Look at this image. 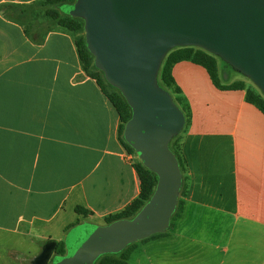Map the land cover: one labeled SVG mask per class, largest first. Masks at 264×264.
Listing matches in <instances>:
<instances>
[{
  "label": "crops",
  "instance_id": "0c3cea01",
  "mask_svg": "<svg viewBox=\"0 0 264 264\" xmlns=\"http://www.w3.org/2000/svg\"><path fill=\"white\" fill-rule=\"evenodd\" d=\"M38 1L0 0V264H34L47 241L89 219L105 225L140 191L79 32L26 25ZM172 76L189 109L177 134L182 191L168 228L140 240L138 262L264 264V114L189 60Z\"/></svg>",
  "mask_w": 264,
  "mask_h": 264
},
{
  "label": "water",
  "instance_id": "95a60500",
  "mask_svg": "<svg viewBox=\"0 0 264 264\" xmlns=\"http://www.w3.org/2000/svg\"><path fill=\"white\" fill-rule=\"evenodd\" d=\"M63 12L83 20L94 65L132 110L123 137L142 164L157 175L153 194L131 219L78 224L54 255L47 241L34 264H94L102 254L163 232L181 187V171L169 141L185 116L157 82L165 54L197 46L248 77L264 95V0H74Z\"/></svg>",
  "mask_w": 264,
  "mask_h": 264
},
{
  "label": "trees",
  "instance_id": "16d2710c",
  "mask_svg": "<svg viewBox=\"0 0 264 264\" xmlns=\"http://www.w3.org/2000/svg\"><path fill=\"white\" fill-rule=\"evenodd\" d=\"M42 1L50 5H53L57 8V10H54L52 17L58 26H61L70 31H78L80 29L83 30V20L81 18L72 17L66 14L65 12H63L62 10V8L65 5L73 3L74 0H42ZM75 45L84 71L90 77L95 78L97 80L104 94L109 99V101L111 102V104L113 105L114 109L116 110L119 116L120 124H119L118 132L124 148L129 154H136L133 148L126 143L123 137L124 126L132 115V110L130 106L126 102L125 98L122 96L121 92L117 88L110 85L105 80L103 73L95 67L94 57L86 47L84 35L78 37L75 40ZM183 60H189L194 64H198L204 67L207 73L209 74L213 84L219 89L245 90V100L255 105L264 114V95L262 94L261 91H255L252 88L246 87L245 83L241 81H233L229 84H221L217 78L216 56L197 46H183V47H175L173 49H170L165 54L158 71L157 82L162 88H164L170 93L175 104L183 112L185 116V123H187V121L189 120V109L187 104L184 102L183 98L180 96V89L178 88V86H176L172 76L173 65ZM171 150L175 154L181 170L182 163L179 152L176 153L175 151H173V149ZM134 168L136 170V173L140 181L139 194L123 210H121L116 214L107 216L104 220L106 224H110L114 221L121 219L133 218L135 214L144 206V204L150 199L151 195L153 194L157 182V175L153 171L146 168L140 160L134 162ZM181 191H182V187L180 188L179 193ZM75 211L78 213H85L84 212L85 210L79 206L75 208ZM156 234H160V233H156ZM156 234H153L149 237L155 236ZM134 244L135 242L129 244L128 246H126L124 249H122L117 253L102 254L94 261V264H128L127 260L130 249L129 247L133 246ZM64 246H65L64 241L56 242L57 255L65 254L63 250Z\"/></svg>",
  "mask_w": 264,
  "mask_h": 264
},
{
  "label": "rangeland",
  "instance_id": "374dc122",
  "mask_svg": "<svg viewBox=\"0 0 264 264\" xmlns=\"http://www.w3.org/2000/svg\"><path fill=\"white\" fill-rule=\"evenodd\" d=\"M54 10H57V8L53 5H50L44 1H38L37 3H34L30 8L26 9V12L28 14L29 22L26 23L28 24H33V25H45V26H56L55 21L53 20V12ZM80 37L84 35V32L82 29L78 30ZM216 56V61H217V78L218 81L221 84H229L233 81H241L244 82L246 87L252 88L255 91H260L259 88L245 75H243L241 72L238 70H235L231 65H229L227 62L222 60L219 56ZM169 148L173 149L176 153L179 152V143L177 141V135L172 137L169 141ZM172 151V150H171ZM131 156V160L134 162H137L139 159L136 154H129ZM176 210V208H175ZM174 210V212H175ZM171 215V218L174 217L175 213ZM170 218V219H171ZM92 223L95 224H100V221L96 219H89ZM79 221V220H78ZM81 221V220H80ZM67 236V235H66ZM62 237V236H61ZM66 238H62V241H65ZM61 241V242H62ZM44 241L42 242V244ZM128 246V245H127ZM129 251L131 252L128 264H147L146 261H140L138 262V257L139 258H144L145 253L141 249V241L138 240L135 242L134 246L129 247ZM64 253L66 252V247H63ZM57 252L55 251L54 255ZM144 260V259H143ZM49 264H52L51 261Z\"/></svg>",
  "mask_w": 264,
  "mask_h": 264
},
{
  "label": "flooded vegetation",
  "instance_id": "af4514ba",
  "mask_svg": "<svg viewBox=\"0 0 264 264\" xmlns=\"http://www.w3.org/2000/svg\"><path fill=\"white\" fill-rule=\"evenodd\" d=\"M65 253H66V252H65ZM55 255H56V254H55ZM53 256H54V255H53ZM53 256L51 257V259L49 260V262L52 261Z\"/></svg>",
  "mask_w": 264,
  "mask_h": 264
}]
</instances>
